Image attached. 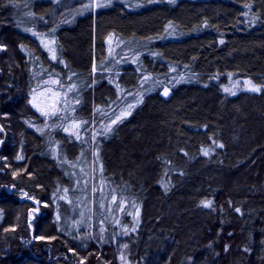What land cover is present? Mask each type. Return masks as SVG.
<instances>
[{"label": "trees", "instance_id": "trees-1", "mask_svg": "<svg viewBox=\"0 0 264 264\" xmlns=\"http://www.w3.org/2000/svg\"><path fill=\"white\" fill-rule=\"evenodd\" d=\"M82 2L0 0V264H264V0Z\"/></svg>", "mask_w": 264, "mask_h": 264}, {"label": "rangeland", "instance_id": "rangeland-1", "mask_svg": "<svg viewBox=\"0 0 264 264\" xmlns=\"http://www.w3.org/2000/svg\"><path fill=\"white\" fill-rule=\"evenodd\" d=\"M79 2L80 1H83L82 3H84V5L85 6H87V5H91L92 6V8L94 7H96L97 5H102V4H105V3H108V0H78ZM125 2H126V0H124ZM42 39V41H43V43H44V45H45V47L46 48H48L49 50H52V43L49 41V40H45V39H43V38H41ZM117 43H115V45H116ZM245 83H246V85H247V82L245 81ZM163 95L164 96H166V95H168V90L165 88L164 90H163ZM45 99V98H44ZM44 99H42L41 101H39L40 102V104L38 105L42 110L43 109H45L46 110V107L47 108H49L51 105V99L50 98H48L47 99V101H45L44 102ZM2 135H0V143L2 142V137H1ZM92 202V201H91Z\"/></svg>", "mask_w": 264, "mask_h": 264}, {"label": "snow or ice", "instance_id": "snow-or-ice-1", "mask_svg": "<svg viewBox=\"0 0 264 264\" xmlns=\"http://www.w3.org/2000/svg\"><path fill=\"white\" fill-rule=\"evenodd\" d=\"M252 90H253V91H258L259 89L253 87ZM114 123H115V121H114ZM221 147H222V145H221ZM205 155H207V152H205ZM210 205H211V202H210V201H208V202H204V206L208 207V206H210ZM237 211H238V210H237Z\"/></svg>", "mask_w": 264, "mask_h": 264}]
</instances>
